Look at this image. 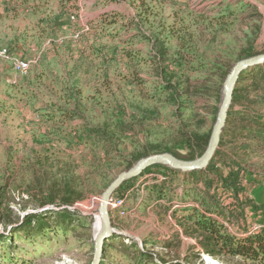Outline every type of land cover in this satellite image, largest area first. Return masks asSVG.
Returning <instances> with one entry per match:
<instances>
[{"label": "rangeland", "instance_id": "1", "mask_svg": "<svg viewBox=\"0 0 264 264\" xmlns=\"http://www.w3.org/2000/svg\"><path fill=\"white\" fill-rule=\"evenodd\" d=\"M7 1L10 7H23L22 0H0V5ZM31 5L44 19V55L32 50V41L26 58L22 46L12 48L14 55L9 48L0 49L11 58L0 63V72L7 75L4 82L0 75V236L11 234L13 239L7 243L10 253L0 243V264H92L104 190L141 157L170 150L186 158L187 139L211 134L224 96L221 82L216 97L197 100L186 110L184 104L169 105L156 92L159 43L164 42L169 57L185 46L198 50L206 64L231 69L241 59L264 54V0H31ZM40 33L35 32L36 43ZM16 36L11 31L10 41ZM126 51L139 55L134 52L137 57L129 60ZM12 59L30 64L27 75L14 70ZM214 73L212 68L190 74ZM250 96L243 94L239 102L260 101ZM118 120L121 156L109 166L100 163V149L76 145L74 132L80 125ZM240 140L239 145L250 144L257 151L235 153L237 143L223 150L247 160L244 164L255 176L246 177V194L263 204L264 147ZM228 170L219 165L215 173L226 175ZM171 175L167 172L173 183L166 192L183 194L179 179ZM157 176L158 184L165 179L162 172L151 173L113 195L110 217L118 238L110 249L105 243L100 264H235L204 253L181 219L182 200L170 210L167 195L157 200L150 194L147 186ZM254 181L263 183L251 185ZM51 210L65 212L72 222L51 220ZM31 214L49 215V225L58 221L59 229L35 239H26L21 230L13 233ZM231 229L243 235L237 226ZM138 251L152 255L153 261L139 262Z\"/></svg>", "mask_w": 264, "mask_h": 264}, {"label": "trees", "instance_id": "2", "mask_svg": "<svg viewBox=\"0 0 264 264\" xmlns=\"http://www.w3.org/2000/svg\"><path fill=\"white\" fill-rule=\"evenodd\" d=\"M144 20L145 14L144 18L141 17L140 23ZM140 26L139 30L142 31ZM122 29L127 28L122 27ZM143 37L150 40L145 33ZM157 51V76L160 83L156 86V92L158 95H164L166 102L171 106L179 107L184 104L185 110L197 100L216 97L218 88L222 86L221 82L225 81L232 69V67L231 69L221 66L212 67L206 64L204 59L202 60L198 50L192 48L189 50L185 46H179L175 56L171 54L172 56L169 57V49L164 42H160ZM134 52L126 51L129 60H134L139 55L138 52L137 56L134 55ZM212 68L216 73L211 76L193 77L190 74L209 72ZM245 81L250 82L247 85L244 84ZM243 94L246 96L245 99L254 95L256 99L259 97L260 101L252 102L254 104L239 102ZM77 129L74 132L76 145L100 149L103 155L100 163L109 166L121 156L119 145L123 139V133L119 120L112 123L106 121L100 125H80ZM210 136V133L200 137L195 134L190 136L185 143L188 153L183 160L191 161L200 157L208 145ZM227 136L230 137L228 140H226ZM240 138L243 140L247 138L251 143L264 147V65L252 68L241 75L219 148L207 169L182 173L156 165L145 170L139 177L162 172L165 179L158 184L159 176H157L152 180L155 182L147 188L150 194L157 195V200L165 199L166 195L169 200L171 196L166 192L167 178H169L167 172L174 176L183 175L185 183L182 201H185L186 205L181 204L179 208L182 212L181 219L187 224L188 232L196 235L204 253L215 259H225L235 264H264V203L257 204L246 194L245 179L254 174L245 166L244 163H247V160L242 161L237 156L231 158L230 154L223 150L224 147H232L237 143L235 153L250 154L257 151L253 145H239L242 142ZM167 152L171 153L170 150ZM241 158L244 159V157ZM219 165L229 169L226 175L215 173ZM131 181L124 183L115 194L120 193ZM262 181H254L250 184L263 183ZM188 200L190 202L187 203ZM6 209L11 211L9 207ZM49 212L52 215L51 220L62 219L63 225L71 221L65 212L58 213L52 210ZM48 216L47 214L46 216L44 214L28 215L20 226L13 228V233L21 230L22 234L26 235V239H35L46 233L48 229L58 230V221L52 227L48 223ZM231 226L242 229L243 235L233 232ZM254 226H259V229L254 230ZM116 238L118 236L114 235L108 240L107 248L112 247ZM12 240L11 234L0 236V243L7 246L6 253H10V246L7 243H12ZM136 254L139 255L137 258L139 262L153 261L152 255L147 252L138 251ZM3 259L9 260L7 257ZM163 264L176 263L164 262Z\"/></svg>", "mask_w": 264, "mask_h": 264}, {"label": "water", "instance_id": "3", "mask_svg": "<svg viewBox=\"0 0 264 264\" xmlns=\"http://www.w3.org/2000/svg\"><path fill=\"white\" fill-rule=\"evenodd\" d=\"M261 65H264V54L243 59L236 63L230 70L224 81V96L218 109L217 118L208 145L200 157L187 161L179 159L170 153L151 155L141 159L136 166L120 173L109 184L102 193L99 201L101 226L94 241V258L92 264H100L105 243L115 234H118L112 227L110 217V205L113 195L124 183L139 177L145 170L152 166L162 165L167 169L182 173H192L207 169L219 148L241 75Z\"/></svg>", "mask_w": 264, "mask_h": 264}, {"label": "crops", "instance_id": "4", "mask_svg": "<svg viewBox=\"0 0 264 264\" xmlns=\"http://www.w3.org/2000/svg\"><path fill=\"white\" fill-rule=\"evenodd\" d=\"M33 1H35V0H33ZM21 2H22L21 5L23 7H10L8 1L6 2L7 4L0 5V49L1 48L2 49L9 48L8 49L9 53H11V55L12 54L14 55L15 53L11 52L12 48L16 51V48L18 50H20V47L22 46L24 51H25V58H26V52H27L26 48L29 45L27 43L29 41H32V42H30L32 50L37 51L36 53L41 54L43 56L44 54H42V53L45 50L44 49L45 45L42 44L43 39H44L43 38L44 28H42V26L44 27V24L42 22V20H44L43 16L40 14L39 9H36L31 5V0H22ZM38 15H39V19L37 18ZM57 17H59V16H57ZM20 19L24 20L23 24L19 23ZM37 29L41 32L39 35V38H38L39 39L38 43H36V36H35V32ZM52 29H54V27ZM11 31L15 32V34L17 35L13 42L10 41L11 40ZM29 31H33L32 36H27L28 34H30ZM23 49H22V51H23ZM1 62H2V60L0 61V63ZM3 62H5V61L3 60ZM6 62H8V61H6ZM34 69H35V67H34ZM2 71L0 72V75H1V79L4 82L5 80L7 81V75L5 74V72H2ZM32 71H33V69H32ZM174 178L179 179V181H180L179 183H181L180 187L183 188L184 183H185L184 176L180 175L177 177L175 176ZM172 183L173 182H171V184ZM171 184L169 183V178H168L166 186L169 188V186L171 187ZM178 200H183V194L178 193L177 195L171 197L167 201L169 203L167 205H168V207H170V210H172L175 207L173 205L178 204V202H177ZM188 201H187V203H188ZM182 204L186 205V202L182 201ZM148 205H149V203H148ZM187 205H189V204H187ZM180 206H178V207L180 208Z\"/></svg>", "mask_w": 264, "mask_h": 264}, {"label": "built area", "instance_id": "5", "mask_svg": "<svg viewBox=\"0 0 264 264\" xmlns=\"http://www.w3.org/2000/svg\"><path fill=\"white\" fill-rule=\"evenodd\" d=\"M11 60L10 55L6 50L0 51V61L1 60ZM14 70L20 75H27L30 70V64L23 60L12 59ZM254 230L259 229V226H254Z\"/></svg>", "mask_w": 264, "mask_h": 264}, {"label": "bare ground", "instance_id": "6", "mask_svg": "<svg viewBox=\"0 0 264 264\" xmlns=\"http://www.w3.org/2000/svg\"><path fill=\"white\" fill-rule=\"evenodd\" d=\"M99 226H101V220L99 221L98 227H99ZM98 227H97V229H98ZM99 228H100V227H99ZM208 260H209V258H208Z\"/></svg>", "mask_w": 264, "mask_h": 264}]
</instances>
